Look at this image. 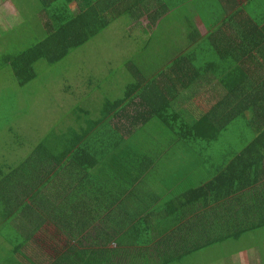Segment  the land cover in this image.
<instances>
[{"label": "trees", "instance_id": "16d2710c", "mask_svg": "<svg viewBox=\"0 0 264 264\" xmlns=\"http://www.w3.org/2000/svg\"><path fill=\"white\" fill-rule=\"evenodd\" d=\"M22 6L43 36L1 58L20 88L38 78L37 64H58L121 17L159 27L169 12L188 16L179 53L152 75L130 70L122 97L75 106L36 142L11 119L0 125L10 135L0 142V264H205L201 252L264 230V19L253 18L264 0ZM209 47L225 62L224 104L211 96L206 110L181 108L188 83L205 81Z\"/></svg>", "mask_w": 264, "mask_h": 264}, {"label": "rangeland", "instance_id": "374dc122", "mask_svg": "<svg viewBox=\"0 0 264 264\" xmlns=\"http://www.w3.org/2000/svg\"><path fill=\"white\" fill-rule=\"evenodd\" d=\"M25 1L0 0V61L4 54L22 51V47L43 36L31 7L22 6ZM20 5L24 9L22 14ZM71 7L76 9L75 4ZM169 16L170 20L167 17L159 27H147L146 19L136 22L129 16L121 17L58 64H37L38 78L24 88L17 86L10 70L0 66V125L11 119L19 136L26 142H36L51 125L68 120L66 115L75 106L94 109L105 97L111 100L122 97L125 86L134 79L131 71L152 75L179 53L177 48L182 45L179 20L188 15L177 10L175 14L169 12ZM219 17L217 10L213 12L215 20ZM253 18L263 20L264 13L258 10ZM6 19L10 20L9 25ZM205 89L215 92L210 87ZM210 95L203 96L208 101L207 107ZM230 101L234 102L235 98L230 96ZM197 103L190 101L194 107ZM217 103L222 105L223 101ZM6 137L10 135L1 128L0 142L5 143ZM1 143L0 153H4ZM245 248L248 249L232 258L237 250ZM201 259L205 264H234V259L237 264H264V230L248 234L247 240L227 242L203 251ZM78 261L74 259L65 264H78Z\"/></svg>", "mask_w": 264, "mask_h": 264}, {"label": "crops", "instance_id": "0c3cea01", "mask_svg": "<svg viewBox=\"0 0 264 264\" xmlns=\"http://www.w3.org/2000/svg\"><path fill=\"white\" fill-rule=\"evenodd\" d=\"M224 26H226V24L222 25L223 28H224ZM199 30L201 32V36L202 37L205 36L206 33H205L204 28L200 27ZM209 51H210V47L208 48L207 53L205 54L207 57H209V60L207 62H205L204 66H200V67H204V69H205V72L202 75L203 76L202 78H203V80L205 79V81H201V82H198L196 84H194L193 82L192 83H188L190 89H188V91H184L183 93L184 94H189L190 93L191 94V98H189V99H180L178 102L180 103V107L181 108L193 109V110H206L207 109L206 105L208 103L206 101L201 100V98L199 96L212 94L210 96H212L214 98L213 94H215L216 97H215V99H213V102H218V100L221 101V99H218L217 96L218 95H222L223 96V95L226 94L225 92H223L222 86L217 81V79L219 77H221V75H219V74L221 73V68L225 67V62H224V60H218V59L212 57ZM210 63H212V64H210ZM208 64H210V65H208ZM187 69L191 70V68H187ZM197 77L198 76H196L194 78H197ZM205 87L206 88L210 87V89H214L215 92H207ZM191 100H194V101L198 102L195 107L191 106V104H190ZM202 104H204V105H202ZM201 114H202V112H201Z\"/></svg>", "mask_w": 264, "mask_h": 264}]
</instances>
